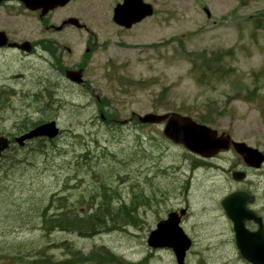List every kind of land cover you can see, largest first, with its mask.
Returning a JSON list of instances; mask_svg holds the SVG:
<instances>
[{
  "label": "rangeland",
  "instance_id": "rangeland-1",
  "mask_svg": "<svg viewBox=\"0 0 264 264\" xmlns=\"http://www.w3.org/2000/svg\"><path fill=\"white\" fill-rule=\"evenodd\" d=\"M120 1L74 2L72 12L88 31H75L66 43L72 54L61 59L55 90L17 80L22 90L17 84L0 111V134H18L50 119L60 130L51 140L34 139L24 147L14 142L0 159V264H36L29 259L33 254L71 257L65 245L84 255L106 246L118 264H176L170 249H153L147 237L160 219L184 207L181 226L192 239L185 264H247L220 204L237 185L229 173L242 164L240 156L230 150L202 163L167 140L162 124L122 121L148 112H176L195 121L202 115L211 121L205 125L264 151V0H145L153 14L128 29L111 19ZM202 50H229L222 64L232 72L219 78L206 73L199 81L202 72L191 71L186 52ZM77 65L84 67L81 86L62 77ZM85 147H105L100 176L112 186V206L132 207L135 225L126 222L86 238L40 226L38 212L55 194L101 199L100 190H92L99 173H81V166L88 168ZM110 151L117 159L108 164ZM243 186L255 192L264 213V168L251 170ZM54 210L50 206L48 213Z\"/></svg>",
  "mask_w": 264,
  "mask_h": 264
},
{
  "label": "water",
  "instance_id": "water-1",
  "mask_svg": "<svg viewBox=\"0 0 264 264\" xmlns=\"http://www.w3.org/2000/svg\"><path fill=\"white\" fill-rule=\"evenodd\" d=\"M152 13L153 6L144 0H122L113 7L111 18L115 24L130 28ZM68 21L77 24L76 18H69ZM65 74L72 81H82L80 71L66 70ZM137 117L141 123H163L162 133L167 139L201 157H212L232 147L250 167L258 168L264 161V154L259 149L243 141L233 140L227 133L218 134L216 129L198 123L189 116L176 112H148ZM57 133L58 127L55 121L49 120L18 136L16 141L21 145L25 139L36 136L54 137ZM6 147L7 139L0 137V153ZM244 175L243 171H233L231 174L235 180H241ZM253 199V195L247 191L235 190L224 196L220 203L232 222L234 242L241 257L250 264H264V230L261 217L247 207ZM184 212V208L178 212H169L166 218L156 223L147 237L148 246L154 249H170L175 256L176 264H184L186 251L192 242L180 226V216ZM249 219L259 225L256 230H249L245 226V221Z\"/></svg>",
  "mask_w": 264,
  "mask_h": 264
},
{
  "label": "flooded vegetation",
  "instance_id": "flooded-vegetation-1",
  "mask_svg": "<svg viewBox=\"0 0 264 264\" xmlns=\"http://www.w3.org/2000/svg\"><path fill=\"white\" fill-rule=\"evenodd\" d=\"M77 1L0 0V111L9 102L10 92H16L18 85L22 90V81L24 84L25 81L33 83L39 91L46 89L47 85L55 90L53 88L56 81L55 72L62 68L61 59L63 56L68 57L72 54V48L66 43L75 31H88L87 25L73 14L74 11L72 12L73 4ZM71 17L78 19L77 25L68 21ZM89 50L91 47L85 48V52ZM66 69L68 68H65L63 73ZM70 69L80 70L83 76V66L77 65ZM35 73L38 74L33 79ZM28 74H31L29 78ZM62 77L65 78L64 75ZM17 80L21 82L16 83ZM65 80L68 84L74 85L66 78ZM21 133L0 134V137L7 139V148L0 154L2 159L9 153ZM26 143L27 141L23 144ZM211 160H217V156ZM263 168L264 164L259 170ZM234 169H243L246 176H249L251 171L243 164L233 167L231 171ZM240 188L255 195L251 188L243 186V181L237 182L232 189ZM256 200L255 198L249 208L255 210L261 217L264 229V213L256 207ZM245 226L249 230L258 228V224L253 220H247Z\"/></svg>",
  "mask_w": 264,
  "mask_h": 264
},
{
  "label": "trees",
  "instance_id": "trees-1",
  "mask_svg": "<svg viewBox=\"0 0 264 264\" xmlns=\"http://www.w3.org/2000/svg\"><path fill=\"white\" fill-rule=\"evenodd\" d=\"M256 26H258V24ZM228 53L229 50L211 51L209 54L205 51H187L186 56L191 64V71L202 72V74L197 78L201 81L202 76L206 73H209V77L219 78L227 76L228 73L230 74L232 72L231 67H225L222 64L224 56ZM197 121L203 123L211 122L205 119L202 115L197 118ZM138 124L142 125L139 122ZM84 149L85 150L81 153L84 157L82 162L86 163L88 168L81 166V173L84 172L85 174L88 170L99 173H95V175L100 178L98 179L97 187L92 188V190H100L101 199H96L94 201V195L91 193L89 198L79 195V197L76 196L74 200L68 197L66 198L65 195L58 194L57 196V194H55L52 197L53 201L48 203L38 212V216L40 217V226L42 225L47 231H68L76 233V235L81 238H86L93 237L101 231L107 233L112 230L121 229V225L126 222H131L132 225H135L136 221H139V219L135 218V216L130 213V210H133L132 207H128L126 204H122L123 206H120V204L115 207L112 206V201L110 200V195L108 194L111 192L112 186L106 185L102 176H100V174H102L101 168H106L105 163L102 167H100L101 159L105 156L104 153H102V150L100 152H93V150H90L89 147H85ZM110 157L111 160L108 164L117 159V153L110 151ZM144 159V155L140 157V161ZM91 160H95L93 162L96 167L95 169L90 165ZM199 161L202 162L200 159ZM112 191L114 190L112 189ZM50 206L55 208L52 213H48ZM63 244H65V242H63ZM65 246L69 254H71V257L55 259L51 255L33 254L31 258H28L33 260L36 264H118L116 262L120 260V258L106 246H101L96 251H92V254L89 253L88 255H84L81 249H70L69 245ZM125 264L134 263L129 262Z\"/></svg>",
  "mask_w": 264,
  "mask_h": 264
}]
</instances>
